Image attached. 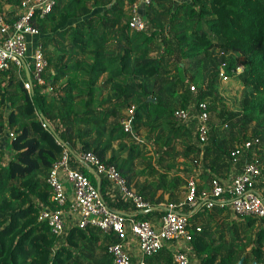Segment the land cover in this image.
Masks as SVG:
<instances>
[{
    "label": "trees",
    "instance_id": "obj_1",
    "mask_svg": "<svg viewBox=\"0 0 264 264\" xmlns=\"http://www.w3.org/2000/svg\"><path fill=\"white\" fill-rule=\"evenodd\" d=\"M132 1L56 0L49 14L33 20L48 60L46 83L33 80L43 117L18 67L0 70V138L6 136L0 147V264H114L109 247L121 241L116 233L75 225L61 237L38 219L46 206L61 208L48 183L64 154L59 140L72 150L71 166L95 185L96 175L76 160V152L92 151L115 165L130 188L158 207L137 212L140 219L157 220L162 203L181 198L186 180L180 173L197 169L195 157L202 156L200 190H210L214 178L228 179L232 152L253 136L261 139L258 187L263 191L264 0H152L141 7L143 30L130 26ZM6 3L13 5L12 21L22 0H0V14ZM237 54L245 60L240 73ZM221 70L249 89L239 109L228 106L217 86ZM200 101L208 104L211 124L203 153L194 122L174 116L177 108ZM132 104L135 135L145 130L152 156L148 142L121 124ZM137 176L145 179L139 182ZM111 187L101 175L100 190L109 205L134 211L122 194H110ZM226 210L191 215L190 264H237L242 256L245 264H264V218L216 222L214 216ZM146 264H177L173 248L165 245Z\"/></svg>",
    "mask_w": 264,
    "mask_h": 264
},
{
    "label": "built area",
    "instance_id": "obj_2",
    "mask_svg": "<svg viewBox=\"0 0 264 264\" xmlns=\"http://www.w3.org/2000/svg\"><path fill=\"white\" fill-rule=\"evenodd\" d=\"M151 1L134 0L129 4L130 26L133 29L146 28L141 7L150 4ZM55 4L56 0H22L12 21L7 14H0V70L17 66L20 77L29 91L33 88V80L41 85L46 83L43 73L48 65L42 43L37 40L40 30L33 20L49 14ZM26 67L30 70L32 80L27 79L23 73ZM221 76L225 79L228 77L223 70ZM191 89L196 91V85L192 84ZM135 109V105L132 104L124 112L121 124L126 132H130L137 139L134 130ZM174 116L180 121L194 122L197 142L203 153L211 130L207 102H192L188 108H177ZM43 125L47 126V123L44 121ZM10 135L13 136L14 133ZM59 143L65 148L64 154L53 165L48 183L53 189L52 200L61 208L54 210L46 206L39 211L38 219L45 221L51 231L61 237L75 225L81 228L93 225L104 232L116 233L121 241L109 247L114 264H146V259L165 245L173 248V258L177 264H190L191 248L188 244L193 238L190 218L193 213L203 209L213 210L220 207L230 209L239 217L264 218V191L258 187L262 174L258 157V151L261 149L259 137H250L237 146L232 152L234 156L232 175L228 179L214 178L210 182V190L199 189L198 175L201 172L199 166L202 156L195 157L197 169L189 174L180 173L186 180L185 196L162 203L164 213L157 220L151 221L140 219L136 214L151 208L153 204L128 186L126 178L115 165L105 164L92 151L76 152L78 162L92 166L100 176L107 177L112 183V188L119 190L124 199L135 206V210L130 214L111 207L97 185L79 168L71 166L70 150L60 140ZM250 150H253L252 158L249 157ZM65 182L72 187V196L69 195ZM197 230L201 228L197 227ZM130 236L138 241L140 251L138 262L134 261L131 251L124 245Z\"/></svg>",
    "mask_w": 264,
    "mask_h": 264
},
{
    "label": "rangeland",
    "instance_id": "obj_3",
    "mask_svg": "<svg viewBox=\"0 0 264 264\" xmlns=\"http://www.w3.org/2000/svg\"><path fill=\"white\" fill-rule=\"evenodd\" d=\"M215 52L218 53V49H215ZM240 62H239V70L238 72H241L244 69V57L240 54L236 55ZM237 72V73H238ZM236 75V74H235ZM217 86L221 92V94L224 97V100L226 101V103L228 104V106L232 109H239L241 106V102L243 100V98L249 93V89L245 88L240 81L236 78V77H227L226 79L223 78L222 76H220V78L217 81ZM6 136L4 138H0V147L4 146V140H5ZM138 138L141 140V142H148L147 143V148L149 149L148 154L149 155H154L155 150L153 149V145L152 143H149V140L146 136V132L145 130H142L140 132V134L138 135ZM138 139V141H140ZM10 155H13L12 153H9ZM9 154L6 156L5 160H8L9 158ZM143 163H141V161H136V168H140L142 166ZM138 179L139 182H142L145 177L142 176H137L136 180ZM136 187V186H135ZM264 191V188H263ZM186 194V189H182V192L180 194L181 197L185 196ZM216 222L222 224V222L224 221H230V220H237L242 217L237 216L236 214H234L230 209L226 210L223 214L220 215H215L214 216ZM68 231V229H67ZM66 235V234H65ZM186 247V246H185ZM190 249V248H189ZM192 264H197V260H193Z\"/></svg>",
    "mask_w": 264,
    "mask_h": 264
},
{
    "label": "crops",
    "instance_id": "obj_4",
    "mask_svg": "<svg viewBox=\"0 0 264 264\" xmlns=\"http://www.w3.org/2000/svg\"><path fill=\"white\" fill-rule=\"evenodd\" d=\"M182 1V0H181ZM13 10V5H11V4H9V3H6L5 4V13H7L8 14V16H9V12H11ZM17 13V12H16ZM15 13V14H16ZM34 39V38H33ZM33 47L31 46L30 47V49H32ZM97 178V177H96ZM65 186H66V189H67V191H68V193H69V195H71L72 196V192H73V190H72V187L70 186V184L69 183H67V182H65ZM111 193V195H113V196H115L116 194H120V191L119 190H117L116 188H112L111 187V191H110ZM167 196V195H166ZM129 214L131 213V212H128ZM124 245H125V247L126 248H128L130 251H131V253H132V255H133V259H134V261L135 262H138L139 261V259H140V251H139V246H138V241H137V239L135 238V237H133V236H130L129 238H128V240H126L125 242H124Z\"/></svg>",
    "mask_w": 264,
    "mask_h": 264
},
{
    "label": "water",
    "instance_id": "obj_5",
    "mask_svg": "<svg viewBox=\"0 0 264 264\" xmlns=\"http://www.w3.org/2000/svg\"><path fill=\"white\" fill-rule=\"evenodd\" d=\"M25 73H26V77H27V79L32 80V78H31V73H30L29 68H27V67L25 68ZM30 92H31V94H32V97H33V100H34V102H35L36 109H37L38 113L43 117L42 111H41L40 106H39V104H38V102H37V98H36V94H35L34 89L32 88ZM48 124H49V123H48ZM49 126H50L51 128H53L51 124H49ZM61 142H62V141H61ZM62 143H64V144L66 145V147H67L70 151H72L71 148L67 145V143H65V142H62ZM88 167H89V169H90V170L96 175V177H97V187L100 189L101 176L96 172V170H95L92 166H88ZM155 208H158V207H154V206H152L151 208H147V209H144V210L146 211V210L155 209ZM142 211H143V210H142ZM125 213H126V214H129L128 212H125ZM244 260H245V256H242L241 259L238 261L237 264H245V263H244ZM252 264H261V263H259L258 261L254 260V261L252 262Z\"/></svg>",
    "mask_w": 264,
    "mask_h": 264
}]
</instances>
